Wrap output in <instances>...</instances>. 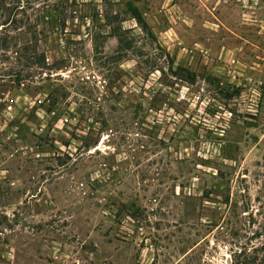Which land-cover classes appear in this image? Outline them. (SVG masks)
<instances>
[{"label": "rangeland", "instance_id": "1", "mask_svg": "<svg viewBox=\"0 0 264 264\" xmlns=\"http://www.w3.org/2000/svg\"><path fill=\"white\" fill-rule=\"evenodd\" d=\"M75 1V42L46 45L66 68L0 81V264H228L229 234L264 240V0Z\"/></svg>", "mask_w": 264, "mask_h": 264}, {"label": "trees", "instance_id": "2", "mask_svg": "<svg viewBox=\"0 0 264 264\" xmlns=\"http://www.w3.org/2000/svg\"><path fill=\"white\" fill-rule=\"evenodd\" d=\"M51 0H0V81L10 86L25 87L26 84L34 85L37 88L43 86L35 85L29 81L34 76L31 68L36 72L42 70L53 71L54 73L66 68L53 63L48 66V49L50 43H64L70 45L73 34L67 33L68 25L74 27L76 11L72 7L77 6L75 0H59L50 5ZM103 2L105 0H102ZM130 18L139 27L145 30V23L136 8H130ZM118 13L107 11L102 12L104 26L109 29V35L117 40V50L120 52L125 46L130 48L127 40L124 39L125 32L119 19ZM84 25L85 19L81 18ZM86 25V24H85ZM82 26V25H81ZM63 62V61H62ZM62 62H60L62 64ZM41 73H38V75ZM48 74L46 80L52 84L56 79L50 80ZM28 85V86H29ZM39 86V87H38ZM51 96V95H50ZM57 100L54 101V105ZM229 263L228 264H264V240L257 232L253 236L238 233L229 234Z\"/></svg>", "mask_w": 264, "mask_h": 264}, {"label": "crops", "instance_id": "3", "mask_svg": "<svg viewBox=\"0 0 264 264\" xmlns=\"http://www.w3.org/2000/svg\"><path fill=\"white\" fill-rule=\"evenodd\" d=\"M254 66H258L257 64H253ZM260 66V65H259Z\"/></svg>", "mask_w": 264, "mask_h": 264}]
</instances>
